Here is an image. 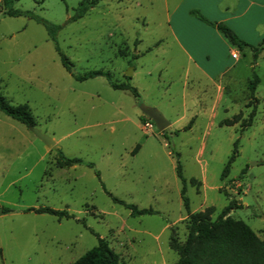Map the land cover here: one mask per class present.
<instances>
[{
	"label": "rangeland",
	"instance_id": "obj_1",
	"mask_svg": "<svg viewBox=\"0 0 264 264\" xmlns=\"http://www.w3.org/2000/svg\"><path fill=\"white\" fill-rule=\"evenodd\" d=\"M79 2L14 0L13 7L31 13L0 11V92L13 104L27 103L35 125L58 139L46 152L25 122L0 109V204L10 208L0 213V264H69L98 235L119 253L120 264L163 258L175 264L169 238L184 240L187 233L182 185L191 211L214 205L215 217L234 198L239 205L229 214L264 237V0H240L238 25L225 22L249 45L239 47L220 31L222 39L198 36L200 61L223 85L221 97L206 75L196 77L173 37L168 16L176 3L191 0H85L83 14L69 18ZM94 69L108 73L80 78ZM254 74L258 102L249 101ZM111 80L134 85L139 94ZM142 103H157L169 121L178 118L158 129ZM235 115L237 122L222 124ZM63 154L82 161L60 165ZM112 195L157 211L131 214ZM38 206L72 215L37 212Z\"/></svg>",
	"mask_w": 264,
	"mask_h": 264
},
{
	"label": "trees",
	"instance_id": "obj_2",
	"mask_svg": "<svg viewBox=\"0 0 264 264\" xmlns=\"http://www.w3.org/2000/svg\"><path fill=\"white\" fill-rule=\"evenodd\" d=\"M3 9L0 11L8 14H29L27 9H20L13 7L11 4L14 0H1ZM85 0H80L77 10L69 18L74 19L83 14L85 11ZM197 17L208 24L216 26V28L231 42L244 47L249 43L240 38L237 33L223 21L211 20L203 15L198 9L192 8L190 10ZM36 19L43 22L46 26L59 28L60 24H53L49 20L40 15H34ZM68 18V19H69ZM255 52L258 51V46H253ZM64 58V57H63ZM65 59V58H64ZM108 72L102 69H94L87 73L80 75V78L87 76H94L97 74H107ZM259 76L254 74L249 79L250 99L258 102L254 91ZM114 87L128 88L135 95L139 92L137 87L128 83H117L110 81ZM248 101V103H249ZM0 109L5 113L22 120L27 125L36 124L30 107L27 103H11L5 95L0 92ZM256 104L249 113L248 124L251 122L255 114ZM238 116L231 118H224L222 124H234L238 121ZM193 118L184 125V128L191 126ZM237 139L234 141L233 153L228 157V160L222 170L221 176H225L229 170L232 160L237 151ZM62 162L60 165L71 164L80 160L76 156L62 155ZM176 171L181 175V168L179 163L176 164ZM181 180L185 178L181 176ZM194 181L195 178H191ZM185 186L182 185L180 190L181 197L185 201L187 207V233L184 240H179L175 235L169 238V246L178 254L175 264H264V237H260L254 229L243 219L235 218L229 214L230 209L237 207L239 204L234 198L230 199L220 212L212 217L215 210L214 205H207L203 209L191 211L188 208L187 200L184 197ZM113 199L123 203L130 209L132 214L154 213L157 210L151 206H138L136 203L125 201L122 198L112 195ZM10 208L6 205L0 204V213L9 211ZM37 212H49L58 215L59 217H70L72 214L66 209L54 208L51 206L34 207ZM70 264H120L119 253L116 252L108 243L107 239L98 235L97 243L89 247Z\"/></svg>",
	"mask_w": 264,
	"mask_h": 264
},
{
	"label": "crops",
	"instance_id": "obj_3",
	"mask_svg": "<svg viewBox=\"0 0 264 264\" xmlns=\"http://www.w3.org/2000/svg\"><path fill=\"white\" fill-rule=\"evenodd\" d=\"M234 1L226 0V1H221L219 4H216L213 0H191V3H189L190 5L183 6V7L180 2V3H176L173 6V9L168 16L169 21L172 23L171 29H172L173 37L176 40L179 47L182 49L183 53L186 54V57L188 58V60L193 62V65L196 68V70L194 69V73L196 74V77H199L200 73H203L213 83H215L218 97L222 96V92H223L222 86L223 85L218 80L216 81V79L214 78L215 73H213L212 71H209L208 69L204 67V65H202V61H200V59L202 58V55L199 52V50L195 47V44L197 42H200L198 40L199 38L198 36H200V34H203L205 36H212L214 38H220V39H222L221 38L222 36L219 30L216 28V26L208 24L205 21L198 18L197 16H194L195 14H193L190 10L192 9V6L195 5L197 7H200V9L206 14V16H208V18L224 21L228 23L230 26L236 27L238 23H236V20L234 19L236 17L240 18L241 13L237 11L238 10L237 8H239L238 6L241 3H240V0H234ZM237 2L238 4H236ZM186 13H188L189 16ZM183 22L187 24V26L189 23L190 27L188 26V28H186V25ZM223 43L226 44L227 42H225L224 40ZM192 49H195L194 52L192 51ZM232 50H236V49H232ZM237 58H239V56ZM237 58H234V59H237ZM135 71L136 69H134V72ZM223 71H224L223 69H220L218 73H221ZM148 104L158 106L157 103H148ZM212 107L213 105L211 106V108ZM177 118L178 117H176V119L174 120H171L168 126H171V124L175 122ZM52 137L57 143L58 139H56L53 135ZM47 147L48 146H46V152L51 151L52 148H47ZM132 149H134V147ZM76 157H79V156H76ZM79 158H80L79 161L71 163L68 166L74 167L78 165L79 162L82 161V158L81 157ZM169 224H170L169 222L163 223L160 227V230L153 233L156 239L159 238L160 231L163 230L164 227H168ZM160 264H168V262L166 259L163 258Z\"/></svg>",
	"mask_w": 264,
	"mask_h": 264
},
{
	"label": "water",
	"instance_id": "obj_4",
	"mask_svg": "<svg viewBox=\"0 0 264 264\" xmlns=\"http://www.w3.org/2000/svg\"><path fill=\"white\" fill-rule=\"evenodd\" d=\"M140 108L154 121L158 129H164L169 125L170 121L157 106L142 103ZM28 126L33 133L45 143L46 146L51 147L54 144V138L42 131L40 127L34 124H29Z\"/></svg>",
	"mask_w": 264,
	"mask_h": 264
},
{
	"label": "built area",
	"instance_id": "obj_5",
	"mask_svg": "<svg viewBox=\"0 0 264 264\" xmlns=\"http://www.w3.org/2000/svg\"><path fill=\"white\" fill-rule=\"evenodd\" d=\"M231 55H232V57L237 58L239 56V53L236 50H232ZM146 125L152 126V123L146 121Z\"/></svg>",
	"mask_w": 264,
	"mask_h": 264
}]
</instances>
